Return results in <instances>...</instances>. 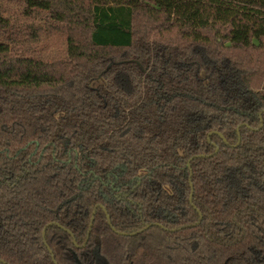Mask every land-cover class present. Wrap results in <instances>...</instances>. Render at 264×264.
<instances>
[{
    "label": "trees",
    "instance_id": "obj_1",
    "mask_svg": "<svg viewBox=\"0 0 264 264\" xmlns=\"http://www.w3.org/2000/svg\"><path fill=\"white\" fill-rule=\"evenodd\" d=\"M54 262L264 264V0H0V264Z\"/></svg>",
    "mask_w": 264,
    "mask_h": 264
},
{
    "label": "rangeland",
    "instance_id": "obj_2",
    "mask_svg": "<svg viewBox=\"0 0 264 264\" xmlns=\"http://www.w3.org/2000/svg\"><path fill=\"white\" fill-rule=\"evenodd\" d=\"M2 4L4 5V8L6 9V12L9 13L10 15H12L13 17H18V18H22L20 15V10L22 8V6L17 5L15 3H10L7 1H3ZM55 44H51L53 46H50L51 48L48 50H42V52H46V53H51V52H58L61 51L63 49V44L61 42V40L58 41H54Z\"/></svg>",
    "mask_w": 264,
    "mask_h": 264
},
{
    "label": "water",
    "instance_id": "obj_3",
    "mask_svg": "<svg viewBox=\"0 0 264 264\" xmlns=\"http://www.w3.org/2000/svg\"><path fill=\"white\" fill-rule=\"evenodd\" d=\"M215 133H217L223 140H224V138H223V136H222V134H220V133H218V132H215ZM239 142V138H238V141H237V143ZM217 150H218V147L216 146L215 147V150H214V153H216L217 152ZM197 156H203V155H197ZM189 161H190V159L187 161V166H188V169L190 168L189 167ZM191 186V185H190ZM189 200L191 201V197H189ZM96 208V207H95ZM95 208H94V210L92 211V214L94 213V211H95ZM104 210V209H103ZM105 211V210H104ZM105 213H106V211H105ZM200 215V214H199ZM92 219L93 218H91V221H90V223H89V228H88V232H89V230H90V228H91V224H92ZM107 222L110 224V221H109V217L107 216ZM51 223H49V224H47L46 226H48V225H50ZM149 225H146L145 226V228H147ZM144 228V229H145ZM45 229V228H44ZM66 231H68L67 229H65ZM142 229H140V230H137V231H133V232H131V233H129V234H135L136 232H139V231H141ZM69 232V231H68ZM70 233V232H69ZM71 234V233H70ZM44 235V230H43V232H42V236ZM75 243V242H74ZM55 263V262H54ZM56 264V263H55Z\"/></svg>",
    "mask_w": 264,
    "mask_h": 264
}]
</instances>
